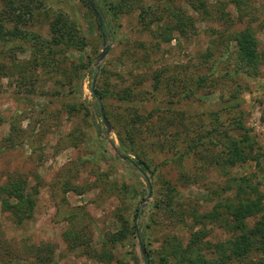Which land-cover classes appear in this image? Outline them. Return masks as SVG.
Here are the masks:
<instances>
[{"label":"rangeland","instance_id":"374dc122","mask_svg":"<svg viewBox=\"0 0 264 264\" xmlns=\"http://www.w3.org/2000/svg\"><path fill=\"white\" fill-rule=\"evenodd\" d=\"M202 1L204 9L195 12L189 0H127L116 18L106 14L103 19L101 11L95 15L89 9L90 3L96 10L102 7L96 0L88 5L84 0H44L30 30L48 40V21L63 12L80 24L84 48H55L49 57L53 66H34L39 61H34L30 42L8 45L23 46L13 64L0 56V62L10 67L8 74L0 75L4 119L0 183L21 177L26 190L36 191L30 217L23 224L0 208V230L25 264H37L31 261L40 243L44 244L40 255L50 258L45 264H148L139 243L147 260L160 264L170 243L184 245L191 233L203 227L191 212H208L218 201H235L236 181L241 177L250 179L264 202V156L259 165L248 161L220 170L200 168L207 163L203 156L210 155H203L201 145L192 155L179 157L191 139L198 142L197 134L202 135L201 142L210 137L218 141L219 134H209L230 126L231 114L243 125L253 151L264 152V0ZM149 7L160 20L147 15L145 26L138 15L141 8ZM176 9L193 17L194 28L169 32L170 41L163 42L158 34L170 25L168 11ZM97 17L105 21L103 30ZM246 29L257 39L260 54L257 66L248 72L239 65L233 38ZM77 65L84 67L73 70ZM24 69L26 81L19 74ZM226 72L237 75L216 81ZM188 76L193 77L189 82ZM93 81L95 91L107 92L104 101L92 95ZM190 88L195 90L192 95ZM127 89L131 96L121 98ZM230 105L238 108L228 113ZM101 108L109 131L102 123ZM10 124L19 132L14 147L4 151L1 146L7 142ZM169 132L171 143L165 137ZM159 142L166 146H158ZM138 157L147 168H141ZM226 186L232 188L222 190ZM179 212L186 214L183 222ZM204 226L207 243L233 238L217 222L207 221ZM48 248L53 252H46ZM0 257L9 256L2 252ZM260 258L264 256L254 251L228 264Z\"/></svg>","mask_w":264,"mask_h":264},{"label":"trees","instance_id":"16d2710c","mask_svg":"<svg viewBox=\"0 0 264 264\" xmlns=\"http://www.w3.org/2000/svg\"><path fill=\"white\" fill-rule=\"evenodd\" d=\"M88 1L91 2V0H84L87 5L89 3ZM96 1L100 3L102 7H98L96 13L92 11L91 7H89V9L95 15H99L101 11L103 15L102 18L105 19L106 14L116 18L122 13L127 0ZM158 1L161 2V0ZM239 2L240 0H237V3ZM44 5V0H0V56L2 55L10 59V62L13 64L17 54L22 52L23 46L8 47V45L18 41L30 42L33 48L32 54H34V61H39L34 63V66L36 64L53 66L49 57L51 54L55 53V48L59 46L77 50H82L84 48L85 37L80 24L63 12L52 15L48 21V40H41L39 35L30 30L37 20L36 18L39 11L44 8ZM189 6L193 11L200 12V10L204 9L205 3L202 0H189ZM153 10V7L146 9L141 8L138 18L142 24H145L144 20L147 15L153 16V21L160 20V17L156 16V12ZM168 12L171 18L170 25L158 34L163 42L170 41L168 37L169 32L177 31L184 33L189 27L190 29L194 28V19L188 15L187 12L180 9ZM98 18L99 17H97L99 30H103L102 25L105 21L100 19V23ZM103 26H105V24ZM145 26H148V24L146 23ZM233 38L237 44L236 49L240 58H238L240 62L239 65L245 66L244 68L247 69V72L249 70L248 68H255L259 62L260 54L258 52V42L254 34L246 29L235 33ZM57 52H60V50ZM200 64L202 63H199V65ZM80 67H84V65H77L73 70H78ZM53 68L52 70H57L56 67ZM187 68L189 69V67ZM6 69L10 70V67L0 62V75L5 76L8 74ZM19 74L20 78L26 81L27 75L25 69ZM233 75L236 76V72L223 73L217 77L216 81L225 76L233 80ZM191 78L193 77L188 76V82ZM155 80L157 82L158 79ZM177 80L178 79H175L172 82L174 83ZM69 83H71V81H69ZM199 83V81H196L197 85H194L195 88H199ZM31 87V90L34 91L33 85H31ZM131 92L132 91L129 89L122 91L121 98L130 97L132 94ZM194 92L195 90L190 88V95ZM56 93H58V91L54 94ZM97 93L100 96L98 98L102 101L107 97V92L103 89L96 88V94ZM232 106L234 109L238 108L237 106ZM233 107H231V105L226 107L227 112L229 113ZM223 109L225 110V107ZM72 110L74 109L72 108ZM149 116L151 117V114H149ZM229 119L233 121L230 126H227L223 131L222 129L221 131H219V129H214V131L209 134L212 137L215 136V134H219L218 141H214L210 137L209 140L201 142L200 139L202 135L197 134L196 138L198 142L193 144L191 139V144L187 145V149L183 155L179 153V157H183L186 154L192 155L196 152L198 145H201V147L203 146L201 148L203 155L206 153H210V155L203 156V158H206L207 163L200 166V168L203 167V169H205V167H207L220 170L219 168L224 169L227 165L234 166L237 163L244 164L248 161H253L259 165V158L264 156V152L255 153L248 137L242 133L245 131L243 125L232 114L229 116ZM138 120L137 118L132 119L129 124L133 126ZM214 120L218 121L219 117L215 116ZM3 121L4 119L0 117V123ZM170 124L171 127H174L173 120L170 121ZM18 132L19 129L16 128L14 124H10V133L7 137V142L1 146L4 151L14 147L13 140L18 136ZM177 132L179 134L178 130ZM170 136L171 134L169 132V136L165 137H169L171 143L172 138ZM175 140H178V138L175 137ZM130 144L133 148L134 143L132 138ZM158 146L164 147L166 145H164L163 142H159ZM198 152L199 151H197V154ZM138 158H140L139 165L142 166L141 168H147L145 161L141 159V157ZM236 185L238 190L236 195L237 199L235 201H230V199L224 202L218 201L208 212L200 213L197 210L191 212L190 216L196 220L195 222L203 225V227L191 233L189 241L184 245L180 243H170L168 254L160 256V264H228L232 260H243L249 257L254 251H258L264 256V202L262 195L259 194L258 188L253 185L247 177H241L236 181ZM26 187L27 183L21 177L15 179L7 177L2 184L0 183V208L3 212L15 216V223L19 225L23 224V221L30 217V210L33 205L32 195L36 193V191L30 192L28 189L26 190ZM224 188L222 190L227 191L232 187L226 186ZM241 194H245V196L241 198ZM185 215L186 214L179 212V220L181 222L184 221ZM207 221L217 222L225 226L232 232L233 238L217 244L207 243L205 239L209 233L205 230L204 226ZM111 241L115 242L117 239L112 238ZM43 245L44 244L40 243L33 249L35 254L31 262L45 264L49 261V257H42V255H40L43 252ZM2 252L9 257L6 259L0 257V264H25L23 257L17 253H13L14 251L10 248L9 242L3 239V233L0 230V253ZM46 252L50 254L53 250L52 248H48ZM146 261L148 264H154L151 259ZM247 264H264V259L250 260Z\"/></svg>","mask_w":264,"mask_h":264},{"label":"water","instance_id":"95a60500","mask_svg":"<svg viewBox=\"0 0 264 264\" xmlns=\"http://www.w3.org/2000/svg\"><path fill=\"white\" fill-rule=\"evenodd\" d=\"M90 7H91L92 11H94V13H96V9H95L94 5L90 3ZM98 19H99V22L101 23L100 18H98ZM106 53H107L106 50H105V51H102V52L98 55L97 60L100 61V60L106 55ZM94 84H95V83H94V81H93V82H92L91 93H92V95H93L94 97H96V99L99 101V98L97 97V94H96V91H95V88H94ZM100 115H101L102 123L106 126L107 130L109 131V130H110V125H109V123H108V121H107V119H106V117H105V114H104V111H103L102 108L100 109ZM121 158H122V159H126V158H124V157H121ZM148 187H149V189H150V183H149V182H148ZM149 194H150V193H149ZM139 247H140V251H141V253H142V256H143L144 260H147V255L145 254L144 247H143L142 243H139Z\"/></svg>","mask_w":264,"mask_h":264}]
</instances>
